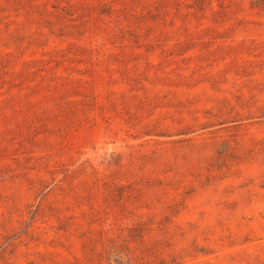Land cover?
I'll list each match as a JSON object with an SVG mask.
<instances>
[{
	"label": "rangeland",
	"instance_id": "374dc122",
	"mask_svg": "<svg viewBox=\"0 0 264 264\" xmlns=\"http://www.w3.org/2000/svg\"><path fill=\"white\" fill-rule=\"evenodd\" d=\"M0 264H264V0H0Z\"/></svg>",
	"mask_w": 264,
	"mask_h": 264
}]
</instances>
